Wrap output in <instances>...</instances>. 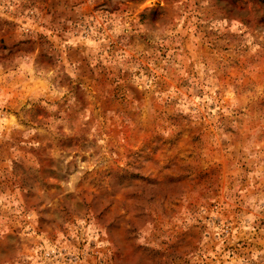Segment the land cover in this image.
Segmentation results:
<instances>
[{
    "label": "rangeland",
    "instance_id": "374dc122",
    "mask_svg": "<svg viewBox=\"0 0 264 264\" xmlns=\"http://www.w3.org/2000/svg\"><path fill=\"white\" fill-rule=\"evenodd\" d=\"M0 264H264V0H0Z\"/></svg>",
    "mask_w": 264,
    "mask_h": 264
}]
</instances>
